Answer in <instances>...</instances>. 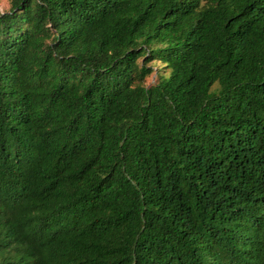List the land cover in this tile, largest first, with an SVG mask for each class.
Masks as SVG:
<instances>
[{"label": "trees", "instance_id": "trees-1", "mask_svg": "<svg viewBox=\"0 0 264 264\" xmlns=\"http://www.w3.org/2000/svg\"><path fill=\"white\" fill-rule=\"evenodd\" d=\"M8 2L0 264H264V0Z\"/></svg>", "mask_w": 264, "mask_h": 264}, {"label": "rangeland", "instance_id": "rangeland-1", "mask_svg": "<svg viewBox=\"0 0 264 264\" xmlns=\"http://www.w3.org/2000/svg\"><path fill=\"white\" fill-rule=\"evenodd\" d=\"M8 5H9V2L8 0H0V10H4V9H7L8 8ZM153 73L150 74L147 78H146V81H150L153 79Z\"/></svg>", "mask_w": 264, "mask_h": 264}]
</instances>
